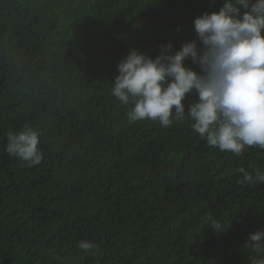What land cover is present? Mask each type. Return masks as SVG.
Here are the masks:
<instances>
[{"label": "trees", "instance_id": "16d2710c", "mask_svg": "<svg viewBox=\"0 0 264 264\" xmlns=\"http://www.w3.org/2000/svg\"><path fill=\"white\" fill-rule=\"evenodd\" d=\"M220 6L0 0V264H253L245 241L264 228V183L237 169L264 172V149L210 147L187 115L130 122L111 94L130 49H179ZM26 126L40 132L38 165L5 151ZM206 213L230 227L217 234Z\"/></svg>", "mask_w": 264, "mask_h": 264}, {"label": "clouds", "instance_id": "9594fccd", "mask_svg": "<svg viewBox=\"0 0 264 264\" xmlns=\"http://www.w3.org/2000/svg\"><path fill=\"white\" fill-rule=\"evenodd\" d=\"M192 23L195 39L179 49L167 42L155 57L130 49L117 64L111 94L131 105L130 122L151 119L169 127L187 115L210 147L235 155L246 146L264 149V0H221L218 11L203 12ZM188 95L196 99L186 110ZM7 140L5 151L27 166L42 161L38 130L26 126L9 132ZM237 171L241 183H264L262 171L254 176L243 167ZM205 215L217 234L230 227ZM77 246L85 252L99 249L88 240ZM245 246L257 254L253 264H264V228L249 233Z\"/></svg>", "mask_w": 264, "mask_h": 264}]
</instances>
